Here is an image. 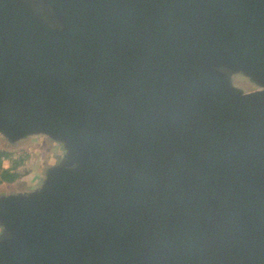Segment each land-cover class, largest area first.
<instances>
[{
    "label": "water",
    "instance_id": "95a60500",
    "mask_svg": "<svg viewBox=\"0 0 264 264\" xmlns=\"http://www.w3.org/2000/svg\"><path fill=\"white\" fill-rule=\"evenodd\" d=\"M0 135V264H264V0H0Z\"/></svg>",
    "mask_w": 264,
    "mask_h": 264
},
{
    "label": "rangeland",
    "instance_id": "374dc122",
    "mask_svg": "<svg viewBox=\"0 0 264 264\" xmlns=\"http://www.w3.org/2000/svg\"><path fill=\"white\" fill-rule=\"evenodd\" d=\"M234 79L245 91L258 88L243 76H235ZM1 152L6 155L0 157V168H9L16 175L14 181L0 183V194H3L35 187L43 178L45 170L62 158L64 150L60 143L43 135L29 136L15 143L0 135Z\"/></svg>",
    "mask_w": 264,
    "mask_h": 264
},
{
    "label": "trees",
    "instance_id": "16d2710c",
    "mask_svg": "<svg viewBox=\"0 0 264 264\" xmlns=\"http://www.w3.org/2000/svg\"><path fill=\"white\" fill-rule=\"evenodd\" d=\"M3 155H6V153L1 152L0 157H2ZM16 165H14L13 167H15ZM15 178H16V175L9 168H0V183L2 181L12 182L15 180Z\"/></svg>",
    "mask_w": 264,
    "mask_h": 264
}]
</instances>
